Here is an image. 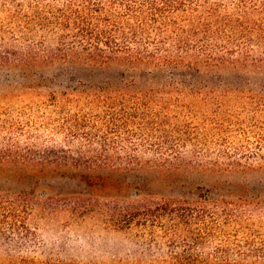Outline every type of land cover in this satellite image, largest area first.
<instances>
[{
    "label": "rangeland",
    "instance_id": "obj_1",
    "mask_svg": "<svg viewBox=\"0 0 264 264\" xmlns=\"http://www.w3.org/2000/svg\"><path fill=\"white\" fill-rule=\"evenodd\" d=\"M6 1L0 52L26 44ZM54 74L45 63L0 60V118L22 129L11 131L19 148L63 143L46 99L77 84ZM214 74L230 86V74ZM255 84L164 109L189 130L178 166L146 153L150 163L134 169L1 162L0 264H264V84Z\"/></svg>",
    "mask_w": 264,
    "mask_h": 264
},
{
    "label": "trees",
    "instance_id": "obj_2",
    "mask_svg": "<svg viewBox=\"0 0 264 264\" xmlns=\"http://www.w3.org/2000/svg\"><path fill=\"white\" fill-rule=\"evenodd\" d=\"M5 4L8 23L21 29L9 37L26 44L0 52V60L48 64L54 79L77 87L47 95L54 117L46 119L53 121L52 135L63 139L60 146L19 148L11 131L22 129L0 118V163L134 169L150 163L140 158L146 153L159 167L178 166L189 130L170 123L166 107L181 98L224 94L236 83L248 90L264 84V0ZM219 71L231 75L230 86L221 84ZM95 74L103 76L91 81Z\"/></svg>",
    "mask_w": 264,
    "mask_h": 264
}]
</instances>
